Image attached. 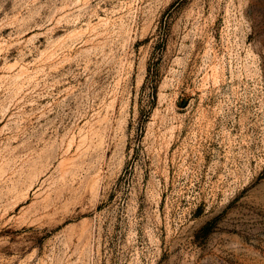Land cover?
Listing matches in <instances>:
<instances>
[{
	"label": "rangeland",
	"instance_id": "rangeland-1",
	"mask_svg": "<svg viewBox=\"0 0 264 264\" xmlns=\"http://www.w3.org/2000/svg\"><path fill=\"white\" fill-rule=\"evenodd\" d=\"M0 264H264V0H0Z\"/></svg>",
	"mask_w": 264,
	"mask_h": 264
}]
</instances>
